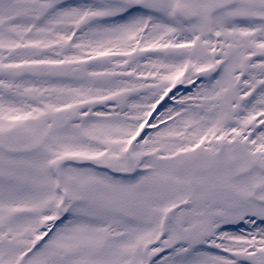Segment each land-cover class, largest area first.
<instances>
[{
	"label": "snow or ice",
	"instance_id": "6c2138e0",
	"mask_svg": "<svg viewBox=\"0 0 264 264\" xmlns=\"http://www.w3.org/2000/svg\"><path fill=\"white\" fill-rule=\"evenodd\" d=\"M0 264H264V0H0Z\"/></svg>",
	"mask_w": 264,
	"mask_h": 264
}]
</instances>
